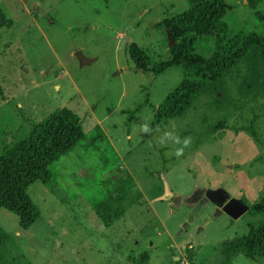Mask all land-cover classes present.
<instances>
[{
    "label": "rangeland",
    "instance_id": "374dc122",
    "mask_svg": "<svg viewBox=\"0 0 264 264\" xmlns=\"http://www.w3.org/2000/svg\"><path fill=\"white\" fill-rule=\"evenodd\" d=\"M226 1L233 6L226 17L230 36L262 32L257 12L264 14V2L252 9L248 0ZM0 6L13 20L0 30V154L28 134L31 121L63 107L81 117L85 133L100 126L112 154L104 162L80 144L51 165L47 184L27 188L40 211L27 230L15 209L0 208L10 237L5 263L139 264L146 251L150 264H221L224 242L249 232L250 215L234 219L196 193L224 189L250 208L264 197L261 62L238 63L159 126L156 111L182 71L136 70L129 47L147 53L149 68L167 61L171 41L157 23L185 10L188 0H0ZM214 47L209 37L197 51L210 55ZM144 123L154 131L143 133ZM172 124L192 138L179 158V145L157 143ZM127 175L142 199L107 228L90 201L103 190L115 192ZM232 264L264 259L240 254Z\"/></svg>",
    "mask_w": 264,
    "mask_h": 264
},
{
    "label": "trees",
    "instance_id": "16d2710c",
    "mask_svg": "<svg viewBox=\"0 0 264 264\" xmlns=\"http://www.w3.org/2000/svg\"><path fill=\"white\" fill-rule=\"evenodd\" d=\"M263 2L248 0L252 9H257ZM232 10L233 6L226 0H188L185 10L170 14L157 23L165 30L171 46L169 59L156 63L152 68H149L147 53L137 44L130 45V56L136 70L152 75H161L173 68L182 71L180 83L156 111L155 120L159 126L180 115L207 86L221 80L238 63L256 61L264 66V14L257 12L262 32H242L230 36L226 17ZM12 26L13 20L0 6V30ZM209 37L214 39V51L210 55L198 52V44ZM0 96L5 99L1 85ZM18 109L22 110L21 107ZM254 134L256 136L255 131ZM106 138L100 126L90 134L85 133L81 117L67 107L54 110L42 121H31L28 134L0 154V208L10 206L15 209L19 213L20 227L29 229L39 218L40 211L27 196V188L36 181L47 184L52 178L50 166L80 144L89 155L97 154L106 162L107 153L111 154L107 151L109 147H103ZM23 197L26 198L24 206L16 208L15 205L21 203ZM141 199L140 188L133 177L127 175L119 189L115 192L103 190L100 197L92 199L90 204L103 224L110 228L126 213L128 205H134ZM248 215L249 232L224 242L221 264H232L240 254L254 260L264 259V197L250 208ZM9 241L8 233L0 225V264H6ZM137 262L150 264V254L143 252Z\"/></svg>",
    "mask_w": 264,
    "mask_h": 264
},
{
    "label": "water",
    "instance_id": "95a60500",
    "mask_svg": "<svg viewBox=\"0 0 264 264\" xmlns=\"http://www.w3.org/2000/svg\"><path fill=\"white\" fill-rule=\"evenodd\" d=\"M201 192L219 208L220 213H227L234 219H239L250 209L248 204L238 198L230 197L224 189L202 190L196 193V197H199Z\"/></svg>",
    "mask_w": 264,
    "mask_h": 264
},
{
    "label": "clouds",
    "instance_id": "9594fccd",
    "mask_svg": "<svg viewBox=\"0 0 264 264\" xmlns=\"http://www.w3.org/2000/svg\"><path fill=\"white\" fill-rule=\"evenodd\" d=\"M175 129H176L175 124H172L171 130H163L162 135L159 136L157 143L159 146H165L168 143L179 145V147L175 148L174 150V155L177 158H179L184 155L185 149L191 146L192 138L190 136H186L182 138L176 132ZM141 131L143 133L149 134L154 130L150 127L148 123H144L141 125ZM155 131L160 132L162 130L159 126H157Z\"/></svg>",
    "mask_w": 264,
    "mask_h": 264
},
{
    "label": "crops",
    "instance_id": "0c3cea01",
    "mask_svg": "<svg viewBox=\"0 0 264 264\" xmlns=\"http://www.w3.org/2000/svg\"><path fill=\"white\" fill-rule=\"evenodd\" d=\"M206 191V190H205ZM219 209V208H218Z\"/></svg>",
    "mask_w": 264,
    "mask_h": 264
}]
</instances>
